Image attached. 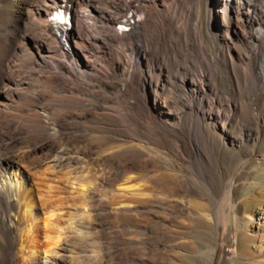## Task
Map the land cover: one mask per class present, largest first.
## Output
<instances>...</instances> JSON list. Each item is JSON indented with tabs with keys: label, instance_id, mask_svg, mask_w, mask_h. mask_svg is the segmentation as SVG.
Returning <instances> with one entry per match:
<instances>
[{
	"label": "bare ground",
	"instance_id": "1",
	"mask_svg": "<svg viewBox=\"0 0 264 264\" xmlns=\"http://www.w3.org/2000/svg\"><path fill=\"white\" fill-rule=\"evenodd\" d=\"M95 1L0 0V119L10 117L8 106L13 104L18 113L13 116L20 118L18 126L29 132L47 131L53 116L68 117L69 108L82 104L79 96L99 100L102 106L109 105V119L90 121L91 128H95L92 123L106 122L129 142L145 141L166 150L169 162L173 159L188 165L196 173V181L179 175L186 189L200 197H211L218 187L213 164L231 138L230 128L242 119V112L251 120L260 119H256L257 128L264 127V0H217L216 6L213 0H104L108 7L104 11ZM230 3L237 10V18L226 15V8L231 11ZM128 8L142 14L141 19L148 9L154 13L144 27H140V19L137 26L132 24L120 33V16ZM59 9L69 12L71 18L86 20L88 27L95 25L101 31L110 28L114 33L99 30V35L89 36L82 34L83 23H71L64 38L57 40L59 45L50 46L47 39L54 36L51 17ZM231 27L237 37L230 32ZM36 32L40 33L36 36ZM256 45L262 48L257 51ZM36 63L49 84L46 90H38L36 79L31 81L21 73L27 67L35 71L39 68ZM59 75L73 81L61 80ZM175 92L177 98L172 102L176 106L171 108V94ZM43 101L48 106H41ZM246 136L258 143L261 137L264 140V129L262 134L258 130ZM65 147L55 155L37 146L0 156V264H24L26 255L32 261L55 257L56 249H65L67 235L55 234L58 230L53 225L62 202L54 200L56 188L48 180L60 174L56 166L69 164L62 174L77 184L76 191L85 200L93 190L102 188L100 181L92 185L76 175L70 153L78 151L77 147ZM91 155L84 158L90 160ZM51 162L54 170L48 177ZM22 165L35 170V178L48 180L44 184L46 194L35 193ZM128 179L134 181L136 177ZM121 187L126 194H146L145 184ZM232 189L226 188L228 197ZM32 233L35 238L28 244L24 236Z\"/></svg>",
	"mask_w": 264,
	"mask_h": 264
},
{
	"label": "rangeland",
	"instance_id": "2",
	"mask_svg": "<svg viewBox=\"0 0 264 264\" xmlns=\"http://www.w3.org/2000/svg\"><path fill=\"white\" fill-rule=\"evenodd\" d=\"M124 1L128 0L120 2ZM103 2L95 1L102 11L108 9ZM212 4L216 6L217 0H213ZM229 5L231 11L226 8V15L237 18L239 15L235 6L232 3ZM110 10L115 14L112 8ZM128 10V13L124 12L120 16L121 21L132 13V8ZM153 13V9H148L145 18L141 19L140 27L145 26ZM72 23H83L81 31H85L82 34L89 36L95 33L99 35L101 31L95 25H89L90 28L86 26V20L83 22L73 17ZM19 25L24 27L22 23ZM105 31L112 34L113 30L107 28ZM54 32L52 27L54 36L50 35L47 39L50 46L59 45L57 40L60 37ZM230 32L236 36L234 27L230 28ZM39 33L36 32V36ZM110 44L107 45L112 48ZM260 48L256 45L257 51ZM27 68L21 70L22 75L30 77L31 81L36 79L38 90H46L49 84L42 78V68L37 63L35 71ZM59 77L61 80L73 81L63 75ZM109 80L108 84H111V78ZM52 92L58 95L54 90ZM173 95L170 102L177 98L176 92ZM79 97H82L79 98L82 104L69 108L68 117L53 116L47 131L29 132L18 126L20 118L13 116L18 114L17 110H13L16 106L13 104L8 106L12 108H8L10 117L0 119V156L33 150L37 146H44V151L50 155L59 153L65 146L77 147L78 151L72 150L70 153L73 156L70 164L77 167L76 175L87 178L86 181L92 185L103 182H99L102 186L100 191L93 190L94 194L91 193L85 200L76 191L77 184H72L62 174L69 167L67 162L56 166L60 174L53 181L48 179L54 170L53 163L48 164L51 167L46 172L49 174L46 179L56 188L54 200L57 204L62 202L57 211L58 217L53 218V225L58 230L55 234L62 232L67 235L65 249H56L60 252L58 256L48 255L33 261L26 255L24 264H264V140L261 137L256 143L246 139L248 132L256 134L259 130L262 134L264 127L257 128L259 118L251 120L249 114L243 111L242 119L230 128L231 138L225 141L224 149L213 164V178L218 187L211 197H200L190 193L180 179L181 176L185 180L196 181L192 167H184L173 159L169 162L166 150L145 141L129 142L128 138L106 122L99 125L92 123L95 128H91L90 121L109 119L106 112L109 105L102 106L99 100L90 101L89 97ZM43 102L41 106H48L46 101ZM174 102L171 108L176 106ZM89 153L93 155L91 161L84 158ZM21 170L33 184L35 193L41 196L47 193L44 184L48 180L35 178L32 172L35 170H30L26 165H22ZM97 173L101 174L100 180ZM131 176L136 179L128 181ZM133 183L145 184L146 194L135 196L120 191L121 186ZM228 186L233 188L231 197L225 192ZM22 220L25 225L28 224L24 216ZM24 238L31 244L35 235L26 234Z\"/></svg>",
	"mask_w": 264,
	"mask_h": 264
}]
</instances>
